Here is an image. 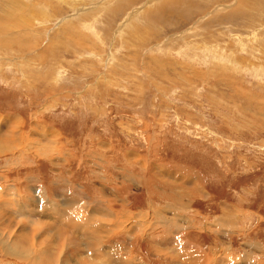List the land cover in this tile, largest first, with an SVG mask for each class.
I'll return each mask as SVG.
<instances>
[{
  "label": "rangeland",
  "instance_id": "1",
  "mask_svg": "<svg viewBox=\"0 0 264 264\" xmlns=\"http://www.w3.org/2000/svg\"><path fill=\"white\" fill-rule=\"evenodd\" d=\"M1 20L0 264H264V0Z\"/></svg>",
  "mask_w": 264,
  "mask_h": 264
},
{
  "label": "bare ground",
  "instance_id": "2",
  "mask_svg": "<svg viewBox=\"0 0 264 264\" xmlns=\"http://www.w3.org/2000/svg\"><path fill=\"white\" fill-rule=\"evenodd\" d=\"M184 2V1H183ZM72 3V2H71ZM73 4V3H72ZM17 5V4H16ZM22 5V4H21ZM46 9V8H45ZM43 11V10H42ZM41 11V12H42ZM46 12V11H45ZM46 14V13H45ZM50 17V16H49ZM44 18V17H43ZM16 19H18V18H16ZM24 19V18H23ZM25 21H28V17L26 18V20ZM90 23H92V22H90ZM17 24H19V23H16L14 20H13V22H8V23H6V22H4V21H0V43L1 42H3L4 40H7L8 41V43H15L17 40H19L20 38H18V37H14V38H12V35L11 34H13V28L15 29V26L17 25ZM26 24V23H25ZM22 27V26H21ZM23 27H26V25L25 26H23ZM28 27V26H27ZM30 27V26H29ZM16 30H17V28H16ZM19 30V29H18ZM17 30V31H18ZM21 30V29H20ZM22 31V30H21ZM14 32H15V30H14ZM72 33V32H71ZM79 33V32H78ZM16 34V33H15ZM7 35V38H5V36ZM10 35V36H9ZM72 35H73V33H72ZM2 44V43H1ZM16 44V43H15ZM11 49V48H10ZM13 52V51H12ZM8 53H10V52H8ZM10 135V134H9ZM13 136V135H12ZM9 137H11V136H9ZM172 246V245H171ZM186 252V251H185Z\"/></svg>",
  "mask_w": 264,
  "mask_h": 264
}]
</instances>
